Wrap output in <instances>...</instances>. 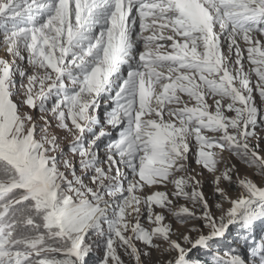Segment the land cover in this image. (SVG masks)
Wrapping results in <instances>:
<instances>
[{
  "label": "snow or ice",
  "instance_id": "1",
  "mask_svg": "<svg viewBox=\"0 0 264 264\" xmlns=\"http://www.w3.org/2000/svg\"><path fill=\"white\" fill-rule=\"evenodd\" d=\"M0 45V264H86L94 237L99 264H124L118 249L143 264L137 242L203 264L194 249L264 223V186L234 181V166L216 175L227 151L264 177L251 143L264 127V0H0ZM193 158L215 202L178 175ZM251 249L264 264V241ZM215 261L248 264L231 249Z\"/></svg>",
  "mask_w": 264,
  "mask_h": 264
},
{
  "label": "rangeland",
  "instance_id": "2",
  "mask_svg": "<svg viewBox=\"0 0 264 264\" xmlns=\"http://www.w3.org/2000/svg\"><path fill=\"white\" fill-rule=\"evenodd\" d=\"M241 46L243 47V42L241 41ZM227 44L224 42V48L226 50ZM3 48L2 45H0V50ZM248 64L245 63V70H248ZM253 81H255V76L253 74ZM254 96L256 98V103L258 107L264 108V102H261L259 99L258 92H254ZM224 103H227V101H224ZM27 111V109H24ZM34 115L38 116V113H33ZM99 114L101 116V119L103 121L104 115H105V108L102 105L101 109L99 110ZM227 115H234V113H226ZM109 130H111V127L108 126ZM59 135L63 139L65 133L63 130H58ZM256 132V138L251 140V143L255 145L257 142L260 143L261 148V154H264V127H257L255 130ZM116 135V132L113 131V137ZM108 137L104 138L103 143L106 144L108 142ZM63 146L65 147V151H67V141H63ZM103 148V144L101 146ZM101 155H103V152H101ZM233 178L234 181L239 178H248L252 179L254 182H256L258 185L264 186V177L260 176L258 174V170L250 165H246L243 161H241L238 157H236L233 153L225 151L222 153V161L220 164H218L219 171L216 173V175H220L224 172L226 167H233ZM78 167V165H77ZM190 171L188 173H181L178 175H192L195 176L196 179L201 181V184L198 186V190H201L205 193V195L212 200L213 202L216 201V198L213 196V190H214V184L212 182L213 180V174L209 173L206 169H203L201 166L197 165L195 163L194 158L190 160L189 163ZM166 191L168 193H171L175 191V185L172 183H169L167 187L165 186H159L158 188L156 186H153L151 189H145L144 192H138V195H149L152 193V191ZM187 191L191 192V187L186 189ZM239 192V189L235 183H233L229 187V195L235 196ZM177 201H179V206H187L191 210L196 211L197 215H199V208L194 207L191 201L184 200L183 197H177L173 198V204L176 206ZM224 207H229V204L225 202ZM157 211H160L159 208L156 209ZM166 214L167 222L173 223L174 230L179 229L180 231L184 230V225L180 224L178 220L174 216H171L168 213ZM218 214V213H217ZM199 228L201 225L199 223L192 225L190 224L188 227L191 229L192 227ZM178 234V233H177ZM185 235L191 234L193 237H195L194 232H185ZM173 238H177L176 235H173ZM262 241H264V223H258L254 230L250 231L249 233L245 232L243 229H241L239 226H233L231 228L230 233L227 235V238L222 240L219 243H214L212 246V249L210 251H206L204 249L200 250H193L190 255L193 259H200L203 264H216L215 256L218 253L220 256H224L226 252L229 251V249L235 251L236 253L242 255L247 260L248 264H259L258 257L253 258V252H252V246L259 245ZM137 246L141 248L142 252H150L149 256H142L143 264H167V261L170 260L172 257L166 254H162L158 249H148L147 247L143 246L140 242H137ZM104 249H105V242L102 237H94L93 238V248L89 255L86 257V264H99L100 260L102 259L104 255ZM118 253L121 255V259L124 261V264H135L134 258L130 257L129 255L125 254L122 249H118Z\"/></svg>",
  "mask_w": 264,
  "mask_h": 264
},
{
  "label": "bare ground",
  "instance_id": "3",
  "mask_svg": "<svg viewBox=\"0 0 264 264\" xmlns=\"http://www.w3.org/2000/svg\"><path fill=\"white\" fill-rule=\"evenodd\" d=\"M4 57H6V54H5L4 50H3V48H1V50H0V58H4Z\"/></svg>",
  "mask_w": 264,
  "mask_h": 264
}]
</instances>
